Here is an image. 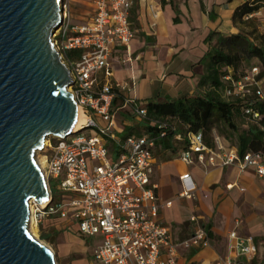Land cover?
<instances>
[{
	"label": "built area",
	"instance_id": "obj_1",
	"mask_svg": "<svg viewBox=\"0 0 264 264\" xmlns=\"http://www.w3.org/2000/svg\"><path fill=\"white\" fill-rule=\"evenodd\" d=\"M92 2L94 14L86 25L72 24L69 2L63 0L61 5L62 23L53 37L54 46L70 71L73 82L69 92L86 121L80 131L65 139L56 138L55 142L47 139L43 151L47 154L45 175L49 198L45 205L30 202L29 222L31 209L34 222L57 218L72 223L85 238H101L94 249L97 264H176L177 246L172 243L170 229L159 218L156 189L150 182L157 140L145 135L123 141L115 132L116 116L121 108L114 107V101L127 88L110 81L109 60L114 50L124 49L126 62L133 61L129 52L135 37L129 20L133 0ZM71 51L79 52L80 56L67 59L66 54ZM259 75V68L253 67L225 92L228 99L249 100L244 113L251 123L262 119L253 111L256 102L264 101ZM123 104L122 108H129L138 121L146 119L147 112L142 106L131 100ZM157 128L160 137L172 130L163 123L157 124ZM85 129H96L102 140L116 147L114 162L110 161L108 147L99 137L80 135ZM174 138L188 141L187 149L180 154V160L187 165L196 162L214 167L220 161L223 167L234 166L241 172L253 170L264 179V151L240 155L236 149L226 148L215 132L214 147L207 145L202 132L189 133L186 137L176 134ZM181 180L186 182L182 197H191L196 187L187 184L190 175H183ZM191 222L196 224L195 231L181 246L208 248L209 237L198 219L193 217ZM228 238L227 256L214 264L251 263L258 255L259 248L252 237L242 238L232 232Z\"/></svg>",
	"mask_w": 264,
	"mask_h": 264
},
{
	"label": "crops",
	"instance_id": "obj_2",
	"mask_svg": "<svg viewBox=\"0 0 264 264\" xmlns=\"http://www.w3.org/2000/svg\"><path fill=\"white\" fill-rule=\"evenodd\" d=\"M66 1L72 24L86 25L91 21L92 0ZM254 1L133 0L129 17L135 33L129 48L133 61L126 62L124 49L114 50L109 60L110 81L127 88L121 91L115 105L121 108L116 116L117 137L126 140L145 136L137 135L143 124L129 108H122L125 100L140 106L201 94V61L221 40L240 34L241 27L234 22L235 13ZM250 18L264 19V9ZM175 145L176 154L156 147L150 182L156 189L159 218L170 229L172 243L177 246L176 264H214L227 256L228 236L232 232L242 238L252 237L259 248L256 258L246 264H264V179L253 170L241 172L234 166L223 167L220 161L214 167L196 162L187 165L180 160L183 148ZM230 149L237 150L235 146ZM186 174L191 177L187 184L196 187L191 197H182L186 182L181 177ZM193 217L209 237L210 246L206 249L181 246L195 231ZM70 226L71 230L76 229L72 223ZM100 240L90 242L93 250ZM93 264L97 263L93 260Z\"/></svg>",
	"mask_w": 264,
	"mask_h": 264
},
{
	"label": "water",
	"instance_id": "obj_3",
	"mask_svg": "<svg viewBox=\"0 0 264 264\" xmlns=\"http://www.w3.org/2000/svg\"><path fill=\"white\" fill-rule=\"evenodd\" d=\"M63 0H0V264H56L29 234V204L48 201L36 154L73 134L70 71L54 46Z\"/></svg>",
	"mask_w": 264,
	"mask_h": 264
},
{
	"label": "trees",
	"instance_id": "obj_4",
	"mask_svg": "<svg viewBox=\"0 0 264 264\" xmlns=\"http://www.w3.org/2000/svg\"><path fill=\"white\" fill-rule=\"evenodd\" d=\"M262 9L264 0H255L252 5H246L235 13L234 22L240 25L241 32L221 40L201 61L204 67V74L199 83V89L203 90L201 94L172 102H149L142 106L147 112L146 119L142 121L144 134L155 137L159 148L172 150V154H176L178 148L175 144L183 150L187 149L188 145L187 139L176 140V134L186 137L189 133L199 132L204 134L207 145L214 147L215 132L228 149L232 146L230 141L236 138L235 147L240 155L248 151H264V101L256 102L253 106V111L258 112L262 119L258 123H251L244 113L249 106V100L225 97L226 90L232 88L233 83L242 80L253 67L260 70L258 80L264 79V34H260L257 29L249 34L244 32V27L251 25L255 20L250 17ZM79 56V52L73 51L66 54V58L70 60ZM254 60L258 61L259 66L249 67ZM117 99L114 101V107L118 103ZM237 118L246 121L250 127L241 131L236 124ZM160 123L167 124L172 129L165 137H160L157 128ZM137 135L143 134L140 132Z\"/></svg>",
	"mask_w": 264,
	"mask_h": 264
},
{
	"label": "rangeland",
	"instance_id": "obj_5",
	"mask_svg": "<svg viewBox=\"0 0 264 264\" xmlns=\"http://www.w3.org/2000/svg\"><path fill=\"white\" fill-rule=\"evenodd\" d=\"M263 21V18L254 20L251 25L244 27V32L249 34L257 29L260 34H264ZM251 66H259L258 61H252L249 67ZM262 89L264 92V79L262 81ZM144 105L145 104H141L140 106ZM236 124L241 131L250 127V125L241 118L236 119ZM139 131L142 134L145 132L144 128L142 127L139 129ZM80 135L86 137L97 136L102 140L100 133L96 129H85V131H83ZM48 139H51L52 142L57 140L55 137H50ZM119 139L122 138L119 137ZM102 141L103 144L108 147V157L110 161L114 162V160L112 161V156L116 152V147L106 139ZM230 144L235 146L236 138H234L233 141H230ZM46 156L47 154L42 150L38 152L35 157L38 162H45V166H43L44 174H46ZM96 164L97 163H95V165ZM34 223L37 236L35 237V240L53 254L56 264H93L94 250L90 242H94L96 238H93L92 240L90 238L82 237V235H80L76 229L71 230L72 228H70L71 226L69 222H60L59 220L48 219L41 223ZM48 237H50V239H48Z\"/></svg>",
	"mask_w": 264,
	"mask_h": 264
},
{
	"label": "bare ground",
	"instance_id": "obj_6",
	"mask_svg": "<svg viewBox=\"0 0 264 264\" xmlns=\"http://www.w3.org/2000/svg\"><path fill=\"white\" fill-rule=\"evenodd\" d=\"M79 111V113H78V117H77V122H76V124H75V126H74V128H73V132H77V131H80L82 128V125L85 123V118L83 117V115H82V113L80 112V110H78ZM46 145H47V141L45 142V144H44V148L46 147ZM35 160H36V158H35ZM36 163H37V165L39 166V168H40V170H41V172H42V174L44 175V177H45V174H44V172H43V166H45V162H43L42 161V163L41 162H38L37 160H36ZM45 180H46V177H45ZM47 202H44V203H42V205H45ZM30 208V207H29ZM30 211H31V220H30V222H29V224H30V227L28 228V231H29V234L33 237V239L35 240V237H37L36 236V231H35V228H34V220H33V218H32V210L30 209Z\"/></svg>",
	"mask_w": 264,
	"mask_h": 264
}]
</instances>
